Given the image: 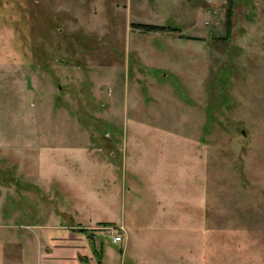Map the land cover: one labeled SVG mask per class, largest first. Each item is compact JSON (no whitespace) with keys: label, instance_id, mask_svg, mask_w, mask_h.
<instances>
[{"label":"rangeland","instance_id":"obj_1","mask_svg":"<svg viewBox=\"0 0 264 264\" xmlns=\"http://www.w3.org/2000/svg\"><path fill=\"white\" fill-rule=\"evenodd\" d=\"M37 222L264 264V0H0V264Z\"/></svg>","mask_w":264,"mask_h":264},{"label":"crops","instance_id":"obj_2","mask_svg":"<svg viewBox=\"0 0 264 264\" xmlns=\"http://www.w3.org/2000/svg\"><path fill=\"white\" fill-rule=\"evenodd\" d=\"M100 221L117 222L112 218ZM29 226L34 229L38 243L35 264H118L119 253L126 255L128 249L135 261L138 253L134 250L142 249V242L130 248L127 240L122 248L105 247V242L98 248L96 241L70 222H60V225L37 222Z\"/></svg>","mask_w":264,"mask_h":264},{"label":"trees","instance_id":"obj_3","mask_svg":"<svg viewBox=\"0 0 264 264\" xmlns=\"http://www.w3.org/2000/svg\"><path fill=\"white\" fill-rule=\"evenodd\" d=\"M229 12L231 13V7H229ZM230 15L228 16V21L230 20ZM136 27H139L145 31H159V30H165V29H172V30H178L179 27L177 26H167V25H161V24H155V23H145V22H138L134 24Z\"/></svg>","mask_w":264,"mask_h":264},{"label":"built area","instance_id":"obj_4","mask_svg":"<svg viewBox=\"0 0 264 264\" xmlns=\"http://www.w3.org/2000/svg\"><path fill=\"white\" fill-rule=\"evenodd\" d=\"M108 233L112 236L114 242L122 240L123 236L118 232V229L114 226H106Z\"/></svg>","mask_w":264,"mask_h":264}]
</instances>
